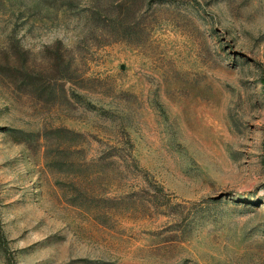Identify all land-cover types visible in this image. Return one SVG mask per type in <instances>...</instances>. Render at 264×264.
<instances>
[{"label": "rangeland", "instance_id": "1", "mask_svg": "<svg viewBox=\"0 0 264 264\" xmlns=\"http://www.w3.org/2000/svg\"><path fill=\"white\" fill-rule=\"evenodd\" d=\"M29 3L0 0V264H264V0H139L125 39Z\"/></svg>", "mask_w": 264, "mask_h": 264}, {"label": "trees", "instance_id": "2", "mask_svg": "<svg viewBox=\"0 0 264 264\" xmlns=\"http://www.w3.org/2000/svg\"><path fill=\"white\" fill-rule=\"evenodd\" d=\"M139 0H29L28 10L44 13L43 19L54 23L61 19L66 21L68 17H74L80 22H85L88 33L99 35L100 33L110 34L113 37L125 39L139 32L131 22L138 17L136 4ZM27 8V7H26ZM142 32V31H141ZM140 33V32H139ZM61 44V42H60ZM60 51L55 53L54 63L57 70L62 69L58 60ZM56 61V62H55ZM65 73L69 67L66 66ZM19 85L24 88H34L38 91L41 101H49L54 98L56 92L42 78L31 79L30 74L24 73L22 77H16ZM63 90L64 87H63ZM63 130L58 129L57 132ZM0 237L3 231L0 228Z\"/></svg>", "mask_w": 264, "mask_h": 264}]
</instances>
